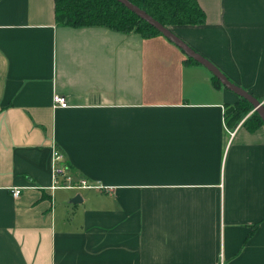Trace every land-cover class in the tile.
<instances>
[{
    "label": "crops",
    "instance_id": "0c3cea01",
    "mask_svg": "<svg viewBox=\"0 0 264 264\" xmlns=\"http://www.w3.org/2000/svg\"><path fill=\"white\" fill-rule=\"evenodd\" d=\"M198 2L206 21L172 31L264 99V0ZM186 58L58 24L55 0H0V264H264V125L233 120L239 96ZM55 147L100 186L66 188L95 190L78 203L50 188Z\"/></svg>",
    "mask_w": 264,
    "mask_h": 264
},
{
    "label": "trees",
    "instance_id": "16d2710c",
    "mask_svg": "<svg viewBox=\"0 0 264 264\" xmlns=\"http://www.w3.org/2000/svg\"><path fill=\"white\" fill-rule=\"evenodd\" d=\"M128 1L145 10L171 30L174 26L201 25L206 21V13L198 0ZM55 11L57 23L69 27L104 26L124 33L136 32L144 38L163 35L153 24L133 12L120 0H55ZM186 63L200 64L189 56ZM212 79L216 85H223L215 75ZM258 99L264 103V99ZM251 110H254L253 103L239 96L238 102L231 108V115L233 120L241 119ZM263 125V118L256 110L245 121V126L251 131Z\"/></svg>",
    "mask_w": 264,
    "mask_h": 264
},
{
    "label": "water",
    "instance_id": "95a60500",
    "mask_svg": "<svg viewBox=\"0 0 264 264\" xmlns=\"http://www.w3.org/2000/svg\"><path fill=\"white\" fill-rule=\"evenodd\" d=\"M123 2L129 9L138 14L140 17L148 20L151 24H153L166 38L180 47L187 56L195 59L200 64L204 65L209 69L213 75L218 77L222 84L228 89L235 92L237 95L242 96L248 99L253 103L254 109L262 116L264 121V103L260 102L258 98L249 93L248 91L240 88L235 83H233L228 77L222 73L209 59L195 51L191 46H189L186 42H184L180 37H178L170 28L164 27L161 23H159L156 19H154L151 15H149L145 10L140 7L132 4L128 0H120ZM82 200L80 195H76L73 198L74 203H78Z\"/></svg>",
    "mask_w": 264,
    "mask_h": 264
},
{
    "label": "built area",
    "instance_id": "2783aa9c",
    "mask_svg": "<svg viewBox=\"0 0 264 264\" xmlns=\"http://www.w3.org/2000/svg\"><path fill=\"white\" fill-rule=\"evenodd\" d=\"M69 102L66 97L56 94L54 96V106L56 107H68ZM52 165V184L51 189L56 188H84L92 189L100 187L98 185H92L86 179L77 181L74 176L70 173V167L66 163L65 155L62 151L55 147L52 151L51 156ZM25 187L16 186L13 188V194L18 197L22 194ZM223 264V263H221Z\"/></svg>",
    "mask_w": 264,
    "mask_h": 264
},
{
    "label": "rangeland",
    "instance_id": "374dc122",
    "mask_svg": "<svg viewBox=\"0 0 264 264\" xmlns=\"http://www.w3.org/2000/svg\"><path fill=\"white\" fill-rule=\"evenodd\" d=\"M95 190H71V189H58L56 191L57 193V198L60 199V198H65V196L69 195L70 193L74 194L73 196H75L76 194H79V193H82V194H85L87 192H94ZM72 196V197H73Z\"/></svg>",
    "mask_w": 264,
    "mask_h": 264
}]
</instances>
